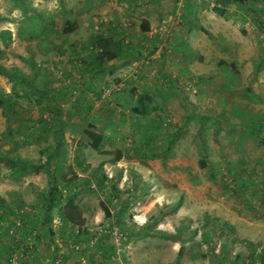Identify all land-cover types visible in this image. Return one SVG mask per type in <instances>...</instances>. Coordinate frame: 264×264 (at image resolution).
<instances>
[{"label": "rangeland", "instance_id": "374dc122", "mask_svg": "<svg viewBox=\"0 0 264 264\" xmlns=\"http://www.w3.org/2000/svg\"><path fill=\"white\" fill-rule=\"evenodd\" d=\"M197 2L220 12L218 0ZM135 3L0 0V33L11 32L0 35V264H229L264 246V0L243 7L248 25L234 7L230 25L199 23L209 55L182 71H165L157 43L179 10L142 47L139 17L110 19ZM99 39L123 54L94 75ZM88 128L100 150L81 142ZM53 188L85 227L47 212Z\"/></svg>", "mask_w": 264, "mask_h": 264}, {"label": "crops", "instance_id": "0c3cea01", "mask_svg": "<svg viewBox=\"0 0 264 264\" xmlns=\"http://www.w3.org/2000/svg\"><path fill=\"white\" fill-rule=\"evenodd\" d=\"M131 1H134V0H131ZM148 1L150 0H135L136 2L135 6L134 8H131V9H129L130 8L129 6L126 7L127 5H118L117 9H114V10H118L117 13L113 11V13H116V16L113 17V15H111L110 19H114V23H113L114 25L122 24V26L130 27V25H132V21H134L132 20L133 16L139 17L140 20H139V24L137 28H138V31L142 32V34L139 35L138 39L134 38V40L136 44L137 43L140 44L141 39L147 35L143 33L144 28L146 26L149 25V29H150L149 31L155 29V27L157 29L162 28L160 27V24L158 23L159 17L164 16V18H166L165 17L166 15L168 16L169 14L170 15L176 14L177 11L179 10V13H178L179 16L172 23L173 25L171 26L170 31L168 30V25L171 22L167 23V25L164 26L165 28L163 27L166 31L165 35L164 36L162 35V38L157 42L159 44L162 43L164 44L166 48H169V51H166V53L164 54V57L163 55L162 56L159 55L161 56L160 64L165 69V71H170V69H173V68L179 70L181 64L185 65L182 62V60L191 61L192 58H194L192 56L193 54L202 52L203 55H209V53L207 52L208 47L199 45L200 40L208 41V38L205 36L203 37L201 34L194 35L195 32H193V30L199 23L205 24L206 21L210 23L212 20L211 18L215 17L214 21H217L221 26L224 24L230 25L231 19L227 17L226 15L219 16L218 14H216L218 12H214L213 10L214 5L212 6V9H210V6L204 9V6L201 3L197 2V4L195 3L193 5L192 2H194V0H186L187 4L183 5V7H180L178 9L176 2H174L175 0L174 1L173 0H153V1H156L157 3H156V6L152 8L150 6V3H148ZM220 1L221 2H218L217 6L221 7L222 9H225L226 14L228 13L227 10H229L230 8L236 7L235 6L236 4L227 3V2L222 3V0ZM124 6L126 7V9ZM233 10H235V8H233ZM235 16H238L235 20H240V21L242 20V23H246L245 25H248L249 19L245 16V12L242 13L239 11L238 15L234 13V18ZM168 32H170V36L167 35ZM223 34L227 36L226 33L223 32ZM161 40L163 41L161 42ZM145 44H146L145 38H143L142 47H144ZM216 46L217 48H219L218 44ZM136 48L138 49L137 46ZM221 52L223 51L221 50ZM196 57L199 59L203 58L202 56H199V55H197ZM222 58H223L222 60L225 59V57H222ZM195 64L198 67L202 66L198 64V61H196ZM193 67H194L193 70H195V74H197L196 69L198 67H195V66ZM180 71H182L181 68H180ZM190 71L192 70L190 69ZM180 74L186 75L185 72H181Z\"/></svg>", "mask_w": 264, "mask_h": 264}, {"label": "trees", "instance_id": "16d2710c", "mask_svg": "<svg viewBox=\"0 0 264 264\" xmlns=\"http://www.w3.org/2000/svg\"><path fill=\"white\" fill-rule=\"evenodd\" d=\"M17 1H21V0H17ZM176 2H179V0H175ZM253 0H222V3L227 2V3H232V4H236L234 8L242 9L243 7H245V5H247L249 2H251ZM218 2H221L220 0H218ZM177 5V3H176ZM218 7V6H217ZM245 11V16L249 19V16L247 14H249V12L246 10V8H243ZM218 10H220L218 14L219 16H224L226 15L225 13V9H222L221 7L218 8ZM243 13V12H242ZM250 15V14H249ZM1 18V17H0ZM66 29L64 30V35H70L72 32H74L76 29V27L73 26V22L71 23L70 21L66 22ZM79 26V24H78ZM149 25L146 26L144 28V32L145 34H148L147 32H149ZM2 38H5L6 36H10L11 32L10 31H3L0 33ZM115 41V40H114ZM109 41L108 39L104 40V39H99L98 44L96 43L95 45L98 46L101 49V55H97L96 57H93V61H89V64H92L93 66L90 67L91 72H94V75H97L98 72L102 73V71L108 66V63L111 64V66H113V64L115 62L120 61V57L122 53V42H118V41ZM225 62L222 61V64H224ZM231 66V65H230ZM233 68V65L231 66ZM4 74V73H3ZM159 74L163 75L162 72H159ZM4 103V100L0 99V106H2ZM141 110H139L138 108H135L134 111L138 110V111H143V107H144V102L143 100L141 101ZM215 122H219L218 120L215 119ZM104 137L101 133L96 132V131H92L89 128L84 130L82 132L81 135V142L84 143L86 146L92 148L93 150H100V148L102 147V143H103ZM116 158L120 159L121 158V153L119 151H117L116 153ZM203 168H207V163L206 162H202L201 165ZM257 198V195H256ZM48 205H47V212H51L52 208H56L61 212V215L64 219V221L72 226H77L78 228H83L86 225V219L83 216V213L80 209V207L78 205H76L75 203V199L73 197H63V193L59 192L57 188H53L48 196ZM102 208L103 211L105 213V216L108 218L112 217V213L111 210L103 203L102 204ZM110 237V235H108V238ZM246 246H248L247 248L251 249V250H255L253 243L252 242H245ZM10 256V255H9ZM257 257H255L254 252L251 253V259H243L240 257V255H237L234 259H232L231 261H229V264H240V262L242 264H264V246L262 247V249H260L259 253L256 254ZM12 257V255H11ZM225 262H227V258L224 259Z\"/></svg>", "mask_w": 264, "mask_h": 264}]
</instances>
